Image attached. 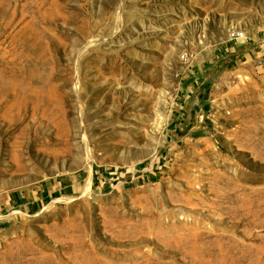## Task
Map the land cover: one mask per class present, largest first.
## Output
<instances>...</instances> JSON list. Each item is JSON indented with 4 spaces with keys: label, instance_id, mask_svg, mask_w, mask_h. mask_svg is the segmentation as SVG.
Listing matches in <instances>:
<instances>
[{
    "label": "rangeland",
    "instance_id": "374dc122",
    "mask_svg": "<svg viewBox=\"0 0 264 264\" xmlns=\"http://www.w3.org/2000/svg\"><path fill=\"white\" fill-rule=\"evenodd\" d=\"M0 264H264V0H0Z\"/></svg>",
    "mask_w": 264,
    "mask_h": 264
},
{
    "label": "bare ground",
    "instance_id": "6f19581e",
    "mask_svg": "<svg viewBox=\"0 0 264 264\" xmlns=\"http://www.w3.org/2000/svg\"><path fill=\"white\" fill-rule=\"evenodd\" d=\"M57 101L52 95L38 94L30 102L29 108L36 111L38 107H41L44 112L56 113Z\"/></svg>",
    "mask_w": 264,
    "mask_h": 264
},
{
    "label": "built area",
    "instance_id": "2783aa9c",
    "mask_svg": "<svg viewBox=\"0 0 264 264\" xmlns=\"http://www.w3.org/2000/svg\"><path fill=\"white\" fill-rule=\"evenodd\" d=\"M229 35L231 39H233L234 41L240 44L246 43L248 40L247 34L244 31L237 28L230 29Z\"/></svg>",
    "mask_w": 264,
    "mask_h": 264
}]
</instances>
